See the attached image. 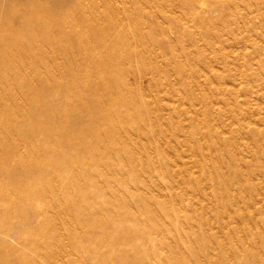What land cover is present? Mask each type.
Masks as SVG:
<instances>
[{
	"label": "rangeland",
	"instance_id": "obj_1",
	"mask_svg": "<svg viewBox=\"0 0 264 264\" xmlns=\"http://www.w3.org/2000/svg\"><path fill=\"white\" fill-rule=\"evenodd\" d=\"M0 264H264V0H0Z\"/></svg>",
	"mask_w": 264,
	"mask_h": 264
}]
</instances>
